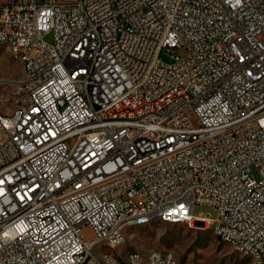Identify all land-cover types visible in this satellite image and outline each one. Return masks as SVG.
Masks as SVG:
<instances>
[{
  "label": "built area",
  "instance_id": "built-area-1",
  "mask_svg": "<svg viewBox=\"0 0 264 264\" xmlns=\"http://www.w3.org/2000/svg\"><path fill=\"white\" fill-rule=\"evenodd\" d=\"M0 40V264H116L127 214L264 264V0H0Z\"/></svg>",
  "mask_w": 264,
  "mask_h": 264
},
{
  "label": "rangeland",
  "instance_id": "rangeland-1",
  "mask_svg": "<svg viewBox=\"0 0 264 264\" xmlns=\"http://www.w3.org/2000/svg\"><path fill=\"white\" fill-rule=\"evenodd\" d=\"M52 40V36L45 38ZM183 49L162 53L161 58L165 62H171L172 56L184 55ZM22 75V63L10 56L8 47L0 44V101L10 105L9 94L12 84L9 81L17 80ZM0 111L4 112V106L0 105ZM255 179H259V173L251 167ZM193 213L195 215L204 213L214 215L212 208L196 205ZM126 240L117 252L121 257L127 253L136 251L145 255L149 250L158 249L170 252L178 264H251V259L245 254L235 252L228 244L216 238L210 227L198 226L189 228L184 223H167L160 220L144 226L126 227ZM85 239L93 235L89 227L82 230ZM104 250V246L97 247Z\"/></svg>",
  "mask_w": 264,
  "mask_h": 264
},
{
  "label": "bare ground",
  "instance_id": "bare-ground-1",
  "mask_svg": "<svg viewBox=\"0 0 264 264\" xmlns=\"http://www.w3.org/2000/svg\"><path fill=\"white\" fill-rule=\"evenodd\" d=\"M0 44L6 45V40H0ZM10 56L14 59L19 60L22 63L23 66V57H19V54H14V44H7ZM0 113H4L1 112ZM154 220H160L163 222H166V215L164 214H155L152 216H149L147 218H141L140 222L138 224H134L131 222H135V214H127V222H120V229L124 230L126 227H137V226H144L146 224H149L153 222ZM169 223H178V216H169ZM186 224L189 228H194L191 225V222H182ZM212 231L214 232L216 238H218L220 241L226 243L221 235H219L218 229H214L213 227H210ZM104 246V243H97V247ZM150 252H154L159 255H167L168 251H160L158 249H152L149 250ZM149 251L142 255L139 252L132 251L127 253L124 257H121L119 255L118 261L116 264H131V257L134 256V262L135 264H149ZM250 257L252 261V254H245ZM169 257L172 258L173 264H178L175 260L174 256L169 252ZM88 258H95V251H88ZM253 264V263H251Z\"/></svg>",
  "mask_w": 264,
  "mask_h": 264
}]
</instances>
